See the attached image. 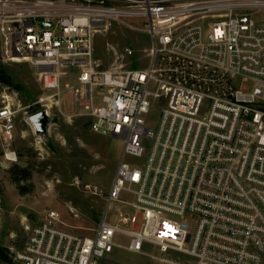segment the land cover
Returning a JSON list of instances; mask_svg holds the SVG:
<instances>
[{
    "label": "built area",
    "instance_id": "2783aa9c",
    "mask_svg": "<svg viewBox=\"0 0 264 264\" xmlns=\"http://www.w3.org/2000/svg\"><path fill=\"white\" fill-rule=\"evenodd\" d=\"M263 13L264 0H0L1 58L34 68L52 91L39 102L59 105L70 89L91 130L124 144L110 190L85 186L107 203L91 235L50 210L28 228L17 264H102L121 237L138 254L154 245L153 264H264ZM110 21L142 24L146 68L98 69L94 37ZM69 67L78 75L63 86ZM154 103L162 109L150 130ZM0 123L11 137L10 108ZM114 202L134 213L106 222Z\"/></svg>",
    "mask_w": 264,
    "mask_h": 264
},
{
    "label": "rangeland",
    "instance_id": "374dc122",
    "mask_svg": "<svg viewBox=\"0 0 264 264\" xmlns=\"http://www.w3.org/2000/svg\"><path fill=\"white\" fill-rule=\"evenodd\" d=\"M256 18L264 22V13ZM128 23L110 21L95 34L94 59L98 69L123 72L147 67L151 37L139 30L142 24ZM0 69L13 82L12 86L0 84V109L10 108L15 123L11 137L1 133L0 123V247L8 249L9 254L22 250L28 228L43 221L50 210L59 214L68 231L91 235L107 203L102 195H94L85 186L97 187L101 193L110 190L123 154V142L93 132L89 117L82 113L84 109L70 89L63 87L59 105H53V100L39 102L52 91L44 92L30 64L7 62L0 56ZM77 70L76 67L67 69L63 86L74 84ZM93 95L98 105L99 90H94ZM46 103L48 107L44 106ZM29 106L35 107V112L48 108L50 122L44 134L36 133ZM161 109L154 103L146 116L150 130L156 128ZM143 144L146 148L150 146L148 141ZM125 160L131 164L142 162L129 155ZM20 167L28 169L27 178L19 173ZM121 199L132 202L128 194H123ZM121 213L132 215L134 210L114 202L107 210L106 222L115 224ZM117 243L121 247L102 264H153L149 256L157 254L154 245L144 243L142 254H138L125 248L128 238L121 237ZM0 264L7 263L0 259ZM13 264H17L14 259Z\"/></svg>",
    "mask_w": 264,
    "mask_h": 264
},
{
    "label": "trees",
    "instance_id": "16d2710c",
    "mask_svg": "<svg viewBox=\"0 0 264 264\" xmlns=\"http://www.w3.org/2000/svg\"><path fill=\"white\" fill-rule=\"evenodd\" d=\"M0 84H4L6 86L13 85V82L10 76L3 69H0ZM18 169H19V173L21 174L23 178L28 177L29 174H28L27 168L20 167ZM0 259L3 260L7 264H13V254H9L8 249L6 248L0 247Z\"/></svg>",
    "mask_w": 264,
    "mask_h": 264
},
{
    "label": "water",
    "instance_id": "95a60500",
    "mask_svg": "<svg viewBox=\"0 0 264 264\" xmlns=\"http://www.w3.org/2000/svg\"><path fill=\"white\" fill-rule=\"evenodd\" d=\"M29 112L32 113L30 121L32 122L37 134H44L47 130V126L50 122V114L45 111L35 112V107L29 106Z\"/></svg>",
    "mask_w": 264,
    "mask_h": 264
}]
</instances>
